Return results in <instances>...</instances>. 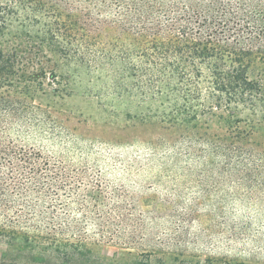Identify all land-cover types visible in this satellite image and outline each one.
Masks as SVG:
<instances>
[{
    "label": "trees",
    "instance_id": "1",
    "mask_svg": "<svg viewBox=\"0 0 264 264\" xmlns=\"http://www.w3.org/2000/svg\"><path fill=\"white\" fill-rule=\"evenodd\" d=\"M64 3L0 0V238L20 243L34 262L60 257L72 264L102 243L135 247L141 225L131 223L135 206L122 199L121 187L100 174L85 178L93 166L67 163L27 142L46 125L44 113L28 106L47 72L33 56L47 48L66 67L113 68L124 92L158 101L152 117L172 137L167 147L225 162L248 180L264 165V82L250 76L264 62V0ZM100 25L125 37L91 35ZM57 69L49 71L54 82L62 76ZM60 94L53 88L52 97ZM84 212L90 222L76 217ZM0 264L18 263L3 257Z\"/></svg>",
    "mask_w": 264,
    "mask_h": 264
},
{
    "label": "rangeland",
    "instance_id": "2",
    "mask_svg": "<svg viewBox=\"0 0 264 264\" xmlns=\"http://www.w3.org/2000/svg\"><path fill=\"white\" fill-rule=\"evenodd\" d=\"M45 1L68 6L64 0ZM91 31L108 39L125 37L105 25ZM33 58L32 64L45 65L47 72L35 83L37 98L28 106L44 113L46 125L33 130L27 142L67 163L93 166L85 178L100 174L121 187L122 199L135 206L131 223L141 225L133 235L135 247L102 243L72 264H264V165L247 180L226 170L225 162L176 154L166 144L172 137L152 117L158 101L124 92L112 80L113 68L106 73L66 67L47 48ZM56 65L62 76L54 82L49 71ZM250 76L264 82V62L257 61ZM53 88L62 95L52 97ZM84 215L76 217L90 222L92 215ZM22 249L0 238V260L70 264L60 257L34 262Z\"/></svg>",
    "mask_w": 264,
    "mask_h": 264
}]
</instances>
